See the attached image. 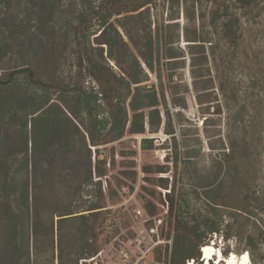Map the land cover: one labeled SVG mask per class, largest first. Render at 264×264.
<instances>
[{"label":"trees","instance_id":"16d2710c","mask_svg":"<svg viewBox=\"0 0 264 264\" xmlns=\"http://www.w3.org/2000/svg\"><path fill=\"white\" fill-rule=\"evenodd\" d=\"M62 1L0 0V17L2 13L13 12L14 3H19L23 17L22 55L33 59L22 63V70L11 71L7 78L0 77V88L9 89L17 79L16 73L22 72V129L26 137L25 153L16 158L10 146L1 142L0 133V264H81L115 238L125 240L134 235V232L121 233L123 226L114 215L102 216L108 211L103 209L106 204L102 201L103 179L108 170L102 164L106 165L108 153L113 157L116 154L133 157L134 168L123 176L136 183L137 149L118 150L115 142L127 134H140L142 148L152 149L155 137L149 135L158 134L163 126L176 139L171 106L183 105L176 92L181 78L169 65L176 64L180 55L174 50L173 37L165 33V28L173 22L159 24L152 18L156 0H78L74 33L85 45L75 51V71L59 69L55 63L38 62L44 49L47 52L50 46L45 37L48 18L69 12ZM172 17L171 14L169 20ZM3 27L0 24V43L5 45ZM119 27L128 40L121 35ZM113 33L122 40L118 50L112 42ZM54 36L58 40L62 37L58 31ZM4 114L0 112V119H5ZM63 152L77 167L79 200L65 213L58 214L49 207L40 210L37 196L45 187L41 173L52 170V161L47 156L55 157ZM223 152L219 160L221 167L237 153L235 142L230 140ZM180 153L177 147L174 155ZM169 173L162 163L142 166L144 204L138 207L150 216L165 217V235L174 236L170 264H185L189 258L201 257V247L212 243L215 234L224 233L223 238L242 242L238 221H228L223 226V220L211 217L209 209L198 210L192 223L183 207L184 197L177 194L175 185L171 187ZM226 182L228 178L222 177L214 187L213 183L205 189L217 190ZM146 183L150 186H145ZM123 185L121 179L115 185L108 182L107 188L114 192ZM91 191L102 198L97 201L85 198ZM209 192H204L206 197ZM246 198L253 199L251 205L264 216V189L255 188ZM207 203L212 206L211 202ZM138 207L134 209L135 220L139 219ZM218 208L213 206L215 211ZM236 213H232L233 218ZM256 220L264 222V217L258 216ZM66 222L70 224L63 232ZM115 224L118 226L113 236L109 233ZM124 224L127 227L128 223ZM243 241L254 256L257 239L248 235ZM163 255L159 248L156 258L162 261Z\"/></svg>","mask_w":264,"mask_h":264},{"label":"rangeland","instance_id":"374dc122","mask_svg":"<svg viewBox=\"0 0 264 264\" xmlns=\"http://www.w3.org/2000/svg\"><path fill=\"white\" fill-rule=\"evenodd\" d=\"M61 3L69 12L48 18L45 37L50 46L47 52L46 48L42 50L44 53L38 62L41 65L55 63L59 69L75 71V51L85 45V41L74 33L78 0H63ZM14 4L16 9L13 12L2 13L0 17L6 43H0L1 78H7L13 70H22V63L33 61L31 56L22 55V9L19 3ZM152 13L153 20L159 24L173 22L165 28V33L173 37L174 50L180 55L176 64L169 65L181 78L176 92L183 105L171 106L176 139L166 133L163 126L158 134L149 135L155 137L152 149L142 148L143 136L140 134H127L115 142L118 150L137 149L138 180L134 183L123 176L134 168L133 157L128 154L127 157L120 154L113 157L108 153L106 165L102 164L108 170L103 179L102 199L106 204L103 209L108 211H104L102 216L114 215L118 224L123 226L121 233L124 235L135 233L133 226L139 225V219L135 220L134 209L144 204L142 166L162 163L170 172L171 187L175 185L177 194L184 197L183 207L192 223L200 209H209L211 217L223 220V226L228 221H238L241 243L234 238H223L224 233L214 235L213 242L222 249L225 257L232 252H248L251 264H264V222L256 220V217L264 216L251 205L253 199L245 200L255 188L264 189V0L247 3L233 0H156ZM171 14L174 19L169 20ZM119 29L128 40L123 29ZM55 31L62 35L59 40L54 36ZM112 42L118 50L122 40L113 33ZM16 77L12 88H0V112H5V119H0V133L1 142L5 141L13 157L18 158L25 153L26 137L22 129V72H17ZM28 129L31 130L30 125ZM230 140L235 142L237 153L221 167L220 156ZM177 147L181 153L175 156ZM47 159L52 161V170L41 173L45 187L38 193L37 208L49 207L58 214L65 213L79 200L75 179L77 167L64 152L55 157L48 155ZM222 177L228 178L225 186L217 190L205 189L213 183L214 187ZM121 179L125 182L123 187L114 192L108 190V182L115 185ZM145 186L150 185L146 183ZM205 191H210L208 197ZM84 197L95 201L102 198L94 191ZM213 206L219 207L218 211ZM231 212H237L235 218ZM124 222L129 226L126 227ZM69 224L63 223V232L68 230ZM117 226L112 227L110 235H116ZM248 235H253L258 241L254 256L243 241ZM225 250H229L228 254ZM162 261L169 264V258ZM213 262L217 263L218 259Z\"/></svg>","mask_w":264,"mask_h":264},{"label":"built area","instance_id":"2783aa9c","mask_svg":"<svg viewBox=\"0 0 264 264\" xmlns=\"http://www.w3.org/2000/svg\"><path fill=\"white\" fill-rule=\"evenodd\" d=\"M139 225L133 226L134 235L127 239L117 237L107 248L101 249L97 254L84 259L81 264H164L156 258V251L161 248L170 259L174 244L173 234L166 237V220L163 216H150L140 206L136 209ZM203 247H201L202 251ZM204 255L202 254L201 257ZM212 258L208 261H214ZM195 261L196 264H208L202 258H189L185 264Z\"/></svg>","mask_w":264,"mask_h":264},{"label":"bare ground","instance_id":"6f19581e","mask_svg":"<svg viewBox=\"0 0 264 264\" xmlns=\"http://www.w3.org/2000/svg\"><path fill=\"white\" fill-rule=\"evenodd\" d=\"M205 247H210L211 249L214 250L212 258H215V259H218V260L226 258L227 264H229L230 260H233V258H234V264H238L239 262H240L239 264H251V256H250V254L248 252H244V253H241V254H237L235 252H232V254H229L227 257H225V255L223 254L222 249L219 248L215 244V242H212L210 244L204 245L203 249ZM202 254L206 255L203 251H202ZM208 264H212V263H209V261H208Z\"/></svg>","mask_w":264,"mask_h":264},{"label":"snow or ice","instance_id":"6c2138e0","mask_svg":"<svg viewBox=\"0 0 264 264\" xmlns=\"http://www.w3.org/2000/svg\"><path fill=\"white\" fill-rule=\"evenodd\" d=\"M206 255H204L203 257H200L202 259H204L205 261H208L212 258V255H213V252L214 250L211 249L210 247H205L203 250H202ZM189 264H196L195 261H190ZM219 264V262H218ZM229 264H234V258L233 260H230Z\"/></svg>","mask_w":264,"mask_h":264}]
</instances>
